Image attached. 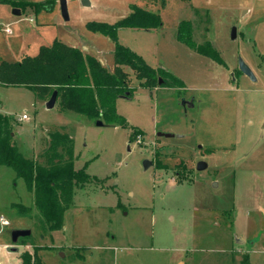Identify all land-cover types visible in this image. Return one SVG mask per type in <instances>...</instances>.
Instances as JSON below:
<instances>
[{"label": "rangeland", "instance_id": "obj_1", "mask_svg": "<svg viewBox=\"0 0 264 264\" xmlns=\"http://www.w3.org/2000/svg\"><path fill=\"white\" fill-rule=\"evenodd\" d=\"M90 1L66 0V20L60 0H0V61L35 55L58 39L113 68L114 41L87 22H115L142 3ZM159 9L161 27L118 32L121 44L169 73L148 89L124 67L133 94L115 103L127 127L97 125L58 103L47 108L31 88L0 85V111L15 118L13 141L22 152L44 161L49 134L61 128L74 140L75 168L86 165L88 173L63 228L51 232L34 210L19 212L15 204L34 207V195L0 165V217L9 221L0 224V245L13 244L14 229L31 230L18 251L0 256L4 264L35 246L45 264H242L246 257L264 264V0H166ZM182 20L219 60L178 39Z\"/></svg>", "mask_w": 264, "mask_h": 264}, {"label": "trees", "instance_id": "obj_2", "mask_svg": "<svg viewBox=\"0 0 264 264\" xmlns=\"http://www.w3.org/2000/svg\"><path fill=\"white\" fill-rule=\"evenodd\" d=\"M137 1L142 4L133 3L130 12L115 22H87L89 30L114 41L113 68L80 47L55 39L50 45H41L35 55H26L17 61L1 60L0 85L28 87L45 100L57 90L56 103L61 110L127 127L128 121L117 112L115 103L118 97L133 94L129 73L124 67L132 69L139 85L148 89L155 88L159 78L168 73L163 68L150 66L142 56L119 42L118 32L122 28L154 29L162 25L159 8L166 0ZM192 33L191 21L182 20L178 39L201 54L220 59L210 45H197ZM172 79L178 80L174 76ZM14 120L0 111V165L13 168L34 195V207L15 205L21 214L34 210L46 230H61L65 214L73 205L75 187L88 179L86 165L75 168L74 140L68 132L58 130L61 128L49 134L44 161L27 157L13 141ZM40 248L35 246L33 253L22 252V264H45L38 254ZM242 264H249L247 257Z\"/></svg>", "mask_w": 264, "mask_h": 264}, {"label": "water", "instance_id": "obj_3", "mask_svg": "<svg viewBox=\"0 0 264 264\" xmlns=\"http://www.w3.org/2000/svg\"><path fill=\"white\" fill-rule=\"evenodd\" d=\"M81 3L84 6H90L91 5V1L90 0H81ZM60 4H61V12L62 15L64 16V18L66 20H69V14H68V10H67V3L66 0H60ZM13 14L19 16L21 14V10L19 8H14L13 9ZM238 36V30L237 27L234 25L231 29V38L232 39H236ZM239 66L240 69L247 74L252 80H255V76L252 72V70L250 69V67L242 60L240 59L239 61ZM162 82V79H159V83ZM57 96H58V92L57 90H54L53 93L51 94V96L49 97V99L46 101V107L47 108H53L56 104L57 101ZM97 125H103V121L98 119L97 120ZM160 135H165V136H173V134L170 133H162L160 132ZM149 161L148 160H144L143 164L144 167L146 168L149 165ZM207 167V163L204 160H200L197 163V169L198 170H203ZM31 234V230L30 229H14L12 231V242L13 244L11 245V247L8 248L9 251L12 252H16L18 251V245L16 244L19 240V238L21 237H26L29 236ZM243 240H240V242H242Z\"/></svg>", "mask_w": 264, "mask_h": 264}, {"label": "clouds", "instance_id": "obj_4", "mask_svg": "<svg viewBox=\"0 0 264 264\" xmlns=\"http://www.w3.org/2000/svg\"><path fill=\"white\" fill-rule=\"evenodd\" d=\"M8 223H9V221H7L6 219H3L2 217H0V224L6 226V225H8ZM0 230H2V229H0ZM9 247H11V245H8V244L0 245V256H7V255H9L7 253V251H6ZM0 264H4V261L3 260H0ZM15 264H22V262L19 261V260H16L15 261Z\"/></svg>", "mask_w": 264, "mask_h": 264}, {"label": "built area", "instance_id": "obj_5", "mask_svg": "<svg viewBox=\"0 0 264 264\" xmlns=\"http://www.w3.org/2000/svg\"><path fill=\"white\" fill-rule=\"evenodd\" d=\"M32 20V19H31ZM8 31H11V28H8L7 29ZM28 118V114L27 113H23L22 114V116H21V119H27ZM3 219H6V218H4L3 216H1ZM7 220V219H6ZM8 221V220H7ZM2 225V224H1ZM8 225H9V223H8ZM2 226H4V225H2ZM7 226V225H6Z\"/></svg>", "mask_w": 264, "mask_h": 264}, {"label": "crops", "instance_id": "obj_6", "mask_svg": "<svg viewBox=\"0 0 264 264\" xmlns=\"http://www.w3.org/2000/svg\"><path fill=\"white\" fill-rule=\"evenodd\" d=\"M71 46H73V45H71ZM81 48V47H80ZM82 50L84 49V48H81ZM91 54V53H90ZM49 99V98H48ZM48 99H46V100H44V102H46ZM0 107H1V105H0ZM28 118H29V115H28ZM27 118V119H28Z\"/></svg>", "mask_w": 264, "mask_h": 264}]
</instances>
